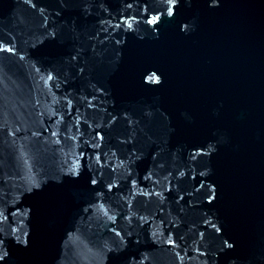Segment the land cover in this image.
I'll list each match as a JSON object with an SVG mask.
<instances>
[{
    "label": "water",
    "instance_id": "obj_1",
    "mask_svg": "<svg viewBox=\"0 0 264 264\" xmlns=\"http://www.w3.org/2000/svg\"><path fill=\"white\" fill-rule=\"evenodd\" d=\"M0 264H264V0H0Z\"/></svg>",
    "mask_w": 264,
    "mask_h": 264
}]
</instances>
